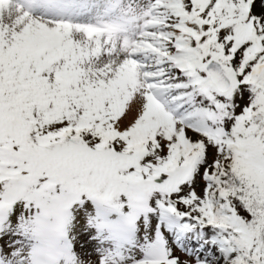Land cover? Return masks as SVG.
Listing matches in <instances>:
<instances>
[{"label":"snow or ice","instance_id":"6c2138e0","mask_svg":"<svg viewBox=\"0 0 264 264\" xmlns=\"http://www.w3.org/2000/svg\"><path fill=\"white\" fill-rule=\"evenodd\" d=\"M0 264H264V0H0Z\"/></svg>","mask_w":264,"mask_h":264}]
</instances>
